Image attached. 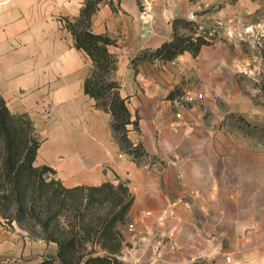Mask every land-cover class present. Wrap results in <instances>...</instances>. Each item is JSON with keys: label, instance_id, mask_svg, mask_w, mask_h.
I'll return each instance as SVG.
<instances>
[{"label": "crops", "instance_id": "obj_1", "mask_svg": "<svg viewBox=\"0 0 264 264\" xmlns=\"http://www.w3.org/2000/svg\"><path fill=\"white\" fill-rule=\"evenodd\" d=\"M85 2L0 0V99L12 113L31 118L40 140L34 164L52 167L66 187L107 181L127 186L133 202L116 226L120 249L101 246L100 255L123 259L129 240L136 246L146 238L200 246L198 256H183L184 264H264V143L257 148L244 133L240 138L230 120L245 107L238 44L216 39L197 53L136 59L173 37L176 17L196 19L202 28L204 13L212 11L218 22L233 25L247 17L250 25L264 21V0L99 3L90 28L112 39L110 77L126 99L129 138L142 145L138 157L119 140L112 112L86 91L93 58L67 26ZM188 88L203 97L182 104ZM166 259L175 264L177 256ZM43 261L60 264L56 240L15 220L0 224V264Z\"/></svg>", "mask_w": 264, "mask_h": 264}, {"label": "trees", "instance_id": "obj_2", "mask_svg": "<svg viewBox=\"0 0 264 264\" xmlns=\"http://www.w3.org/2000/svg\"><path fill=\"white\" fill-rule=\"evenodd\" d=\"M101 1L103 0H86L79 17L75 21L67 20V26L76 38V45L84 48L93 58L94 67L85 81L86 91L97 99L99 106L112 112L113 127L119 140L129 153L138 157L142 153V145L139 143L137 146H133L127 135V124L131 122V114L126 99L120 95L119 83L110 77L115 57L108 51L107 45L112 42V39L106 34L94 33L90 28L92 15ZM173 24L175 32L171 39L164 41L155 49L142 51L136 59H173L187 49L197 53L202 44L213 43L216 40L214 34L208 38L207 34L212 32L211 29H201L200 23L196 19L176 17ZM181 27L187 28L189 31H181ZM0 144L2 147L0 159L1 212L7 213L12 208V215L17 219L21 214L27 212L28 189L31 184L34 187L36 184H46L47 189L50 190L45 199L49 204L54 203L56 205H62L66 202L67 198L63 193L73 192L79 188L97 191L101 195L103 194V198L114 195L116 197L114 204L120 205V207L116 211L106 213L109 216L106 221L101 220V223L94 227L86 226L81 221V225L77 229L76 227L73 228H75L76 234H84L83 237L85 238L97 234L99 237H108L111 244L105 242L102 245L107 247L110 252L114 253L120 249L121 233L116 226L118 223L126 221L133 202V197L126 185L122 182L114 185L107 181L100 185L64 186L61 181L50 175V172L54 173L55 171L52 167L34 164L40 140L31 118L27 114L12 113L3 99H0ZM116 188L122 189L124 194L123 192L120 194ZM107 189L108 192H105ZM86 195L90 194L87 193ZM78 196L80 197V195ZM87 204L89 205V201ZM59 211L54 212V216H57ZM79 211H82L81 208ZM30 214L32 215V212ZM87 214V211L79 212L78 217L85 218ZM49 223L50 221H47L44 226L47 230ZM45 237L58 242L61 264H79L80 260L74 257L72 253L75 237L62 240L52 232ZM46 263L47 261H43L40 264ZM84 264L123 263L116 258H111L110 255H93L91 253L84 260Z\"/></svg>", "mask_w": 264, "mask_h": 264}, {"label": "rangeland", "instance_id": "obj_3", "mask_svg": "<svg viewBox=\"0 0 264 264\" xmlns=\"http://www.w3.org/2000/svg\"><path fill=\"white\" fill-rule=\"evenodd\" d=\"M205 21L201 29H211L212 33L207 34L210 38L213 34L215 39L228 41L230 44H238L240 49V94L243 104L240 113H233L230 119L233 121L232 126L240 128V138L242 134L248 136L255 141L256 147H260V143H264V21L250 23L245 21L239 23H221L214 19L212 11L204 13ZM258 15V14H257ZM263 16V14L259 15ZM183 31H189L184 28ZM232 31L230 35L229 32ZM242 104V103H241ZM244 139H241V141ZM2 156V147L0 144V159ZM52 176V174L50 173ZM49 179V178H48ZM52 189V188H51ZM121 194L122 189H118ZM50 189L46 184L29 185L28 208L27 212L21 214L19 218H14L11 208L7 213L0 210V224H10L15 220L20 225L30 229L32 234H41L46 236L48 233H54L62 240L75 237V246L73 247V256L78 258L79 264H84V260L91 253L97 254L100 247H104L102 243H110L108 237H99L92 235L83 237L84 234H76L74 231L84 223V225L98 226L101 220L106 221L108 215L106 213L119 209L120 205H115L116 197H104L97 191L85 189H76L73 192L63 193L66 196V202L62 205L48 203L45 199ZM108 192V189L105 191ZM90 195H86V194ZM93 194V195H91ZM124 194V192H123ZM80 195V197L78 196ZM126 196V195H125ZM96 197V198H95ZM89 201V205L87 202ZM81 208L82 211H79ZM57 210L59 214L54 216ZM87 211L85 218L78 217L79 212ZM32 212V215L30 214ZM111 214V213H110ZM84 222H83V220ZM50 221L49 229H45V223ZM129 229L131 232L137 230V225L128 218ZM130 224H135L136 228L132 230ZM148 242L146 238H142L135 244L129 240L125 258L112 256L123 264H172L167 261L169 254L177 256L175 264H184L185 255H199L200 246H171L159 245ZM99 254V253H98ZM61 264V258H60Z\"/></svg>", "mask_w": 264, "mask_h": 264}, {"label": "built area", "instance_id": "obj_4", "mask_svg": "<svg viewBox=\"0 0 264 264\" xmlns=\"http://www.w3.org/2000/svg\"><path fill=\"white\" fill-rule=\"evenodd\" d=\"M143 13L147 14V8L143 9ZM211 33H209V34H211ZM229 34L231 35L232 31H230ZM201 97H203L202 92H196L193 89L188 88L181 94L180 101L182 104L187 105V104H190V103L194 102L196 99L201 98ZM177 116L181 117V113L179 111H177ZM129 133H130V130L128 129V131H127L128 137H129ZM131 142H132L133 146H137L139 144V142L137 140H131ZM130 228L132 230H134L136 228L135 224H130Z\"/></svg>", "mask_w": 264, "mask_h": 264}]
</instances>
